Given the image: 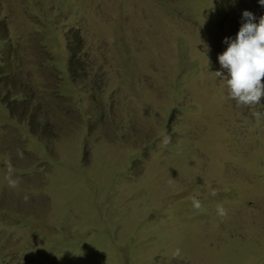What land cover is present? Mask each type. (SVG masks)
Wrapping results in <instances>:
<instances>
[{"label":"rangeland","instance_id":"rangeland-1","mask_svg":"<svg viewBox=\"0 0 264 264\" xmlns=\"http://www.w3.org/2000/svg\"><path fill=\"white\" fill-rule=\"evenodd\" d=\"M245 10L264 15L259 0H0V103L35 110L14 120L33 128L15 188L7 165L26 159L0 143V264H264V98L238 107L215 75Z\"/></svg>","mask_w":264,"mask_h":264},{"label":"clouds","instance_id":"clouds-1","mask_svg":"<svg viewBox=\"0 0 264 264\" xmlns=\"http://www.w3.org/2000/svg\"><path fill=\"white\" fill-rule=\"evenodd\" d=\"M264 6V0H259ZM245 21L242 23L234 40L225 38L228 44L226 51L218 56L222 69L227 70L225 76L223 72L216 71L215 75L227 84V98L235 100L238 107L254 108L264 98V15L256 23L255 15L245 10L242 14ZM252 115L259 120L264 113L253 111ZM171 143V137L165 136L162 144L167 146ZM23 158V153H18ZM8 175L6 180L9 187H17L19 180L14 178V169L10 163L7 165ZM212 196L217 195L215 189L211 190ZM28 196L24 197L25 201ZM195 210H203L201 201L195 197L190 198ZM217 214L220 217L227 215V210L222 204L217 205ZM174 256L180 255V250L176 249Z\"/></svg>","mask_w":264,"mask_h":264},{"label":"crops","instance_id":"crops-1","mask_svg":"<svg viewBox=\"0 0 264 264\" xmlns=\"http://www.w3.org/2000/svg\"><path fill=\"white\" fill-rule=\"evenodd\" d=\"M27 41L28 40H26L25 43ZM7 63L8 64L6 65V67L11 66L12 69L13 68L18 69L17 67L12 66L13 65V61H10V62H7ZM6 75L7 74H1L0 73V76H1L0 79L3 78V77H5ZM14 84H12V86ZM17 97L18 96H16V98ZM28 98H31L32 99V97L29 96V94H27L26 99H23V100L24 101H27ZM0 105L2 106L1 103H0ZM5 105H6V103H5ZM2 107L7 108L8 111H5L4 115L0 113V143L2 141L14 143V145L17 147V149L19 148V152H20V149H21V152L23 153V158L26 159L25 162L17 164L16 162H13L12 161L11 162V165H12V167H13L14 170H16V168H17L18 171H24V170L28 171L29 170L30 159H29V157L26 156L25 151L23 150L22 145H21V141H20V138H22L21 140L23 141L25 137L24 136L20 137L19 134L21 132H23L26 135L27 133H30V131H31V134L30 135H32V129H33L32 128V123L27 118H21V122H16V124L14 123V120L17 119L16 116L25 115L28 112H29L30 115L33 113L32 114V117H33L35 110H33V109H27V108L26 109H23V108H21V109H12L11 106L9 107L7 105L6 106L3 105ZM38 112L39 113H42V114H40L42 116H49V117L50 116H52V117L53 116L54 117H57V116H64L65 117V116H67V114L63 110L55 109L54 111H52V108L51 109L40 110ZM29 114H27V115H29ZM18 120L19 119H17V121ZM58 121L64 122L65 121V118L64 119H61V120L58 119ZM65 127H66V125H65ZM65 127H64V131H65ZM71 127H72V125L70 126V128ZM66 129H67L66 131H69L68 128H66ZM29 137L30 136H26V139H28ZM32 139H33V136H32ZM14 174H15V172H14ZM4 204L6 206H8L7 203H4Z\"/></svg>","mask_w":264,"mask_h":264}]
</instances>
